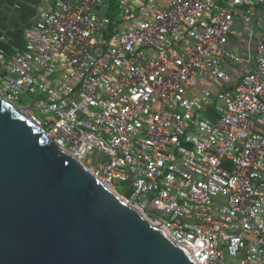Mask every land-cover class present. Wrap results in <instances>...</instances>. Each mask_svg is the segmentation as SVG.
Here are the masks:
<instances>
[{
  "label": "built area",
  "instance_id": "built-area-1",
  "mask_svg": "<svg viewBox=\"0 0 264 264\" xmlns=\"http://www.w3.org/2000/svg\"><path fill=\"white\" fill-rule=\"evenodd\" d=\"M260 5L44 0L23 49L0 48V91L198 264H264V37L252 73L224 70Z\"/></svg>",
  "mask_w": 264,
  "mask_h": 264
},
{
  "label": "water",
  "instance_id": "water-1",
  "mask_svg": "<svg viewBox=\"0 0 264 264\" xmlns=\"http://www.w3.org/2000/svg\"><path fill=\"white\" fill-rule=\"evenodd\" d=\"M31 110L0 91V264H198L51 140Z\"/></svg>",
  "mask_w": 264,
  "mask_h": 264
},
{
  "label": "crops",
  "instance_id": "crops-1",
  "mask_svg": "<svg viewBox=\"0 0 264 264\" xmlns=\"http://www.w3.org/2000/svg\"><path fill=\"white\" fill-rule=\"evenodd\" d=\"M43 8L44 0H0V35L6 38L5 43H0V48L7 56L23 49V32L33 25ZM262 24H264V5L256 8L250 23L237 25L230 35L228 51L242 59V63H225L224 70L236 83L240 82L244 75L252 73L257 65V46L264 37V31L263 34L258 33ZM211 83L212 80L200 82L198 92L208 88ZM218 86L214 89H218ZM257 129L264 130V117L260 119Z\"/></svg>",
  "mask_w": 264,
  "mask_h": 264
},
{
  "label": "rangeland",
  "instance_id": "rangeland-1",
  "mask_svg": "<svg viewBox=\"0 0 264 264\" xmlns=\"http://www.w3.org/2000/svg\"><path fill=\"white\" fill-rule=\"evenodd\" d=\"M256 21H257V20H256ZM254 27H255V24H254ZM261 27H262V28H261V31H260V32L258 31L259 34H263V31H264V24H262ZM15 104L18 105V104H20V102L16 101ZM27 104H28V99L25 98V99H24L23 106H26ZM37 115H38V113H37ZM126 188H127V186H126L125 184H119V185L117 186V190H118L119 192H121V193H123V192L125 191ZM128 195L130 196L131 193H128ZM226 259H227V260H232L228 255H226Z\"/></svg>",
  "mask_w": 264,
  "mask_h": 264
},
{
  "label": "bare ground",
  "instance_id": "bare-ground-1",
  "mask_svg": "<svg viewBox=\"0 0 264 264\" xmlns=\"http://www.w3.org/2000/svg\"><path fill=\"white\" fill-rule=\"evenodd\" d=\"M105 186H107L105 183H103ZM110 190H112L113 191V189L111 188V187H109V186H107ZM124 200V199H123ZM125 202H126V200H124ZM126 203H129V204H131L130 202H126ZM132 206H134V207H136L134 204H131ZM137 208V207H136ZM146 217V219L150 222V223H152L153 225H155L156 227H159L160 229H162L165 233H167L168 235H169V233L166 231V229H164L163 228V226H161L160 224H158V223H155L154 221H152L150 218H148L147 216H145Z\"/></svg>",
  "mask_w": 264,
  "mask_h": 264
}]
</instances>
